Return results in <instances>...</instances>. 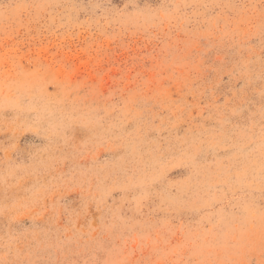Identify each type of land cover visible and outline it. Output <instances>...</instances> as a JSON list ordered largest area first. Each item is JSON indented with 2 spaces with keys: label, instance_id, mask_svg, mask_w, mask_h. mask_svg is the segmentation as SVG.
Listing matches in <instances>:
<instances>
[{
  "label": "rangeland",
  "instance_id": "1",
  "mask_svg": "<svg viewBox=\"0 0 264 264\" xmlns=\"http://www.w3.org/2000/svg\"><path fill=\"white\" fill-rule=\"evenodd\" d=\"M0 264H264V0H0Z\"/></svg>",
  "mask_w": 264,
  "mask_h": 264
}]
</instances>
